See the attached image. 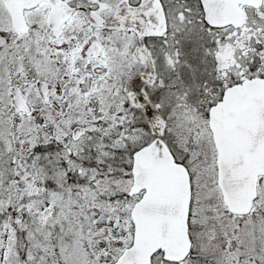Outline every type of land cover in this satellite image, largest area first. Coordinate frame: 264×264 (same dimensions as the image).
<instances>
[{
	"label": "snow or ice",
	"instance_id": "6c2138e0",
	"mask_svg": "<svg viewBox=\"0 0 264 264\" xmlns=\"http://www.w3.org/2000/svg\"><path fill=\"white\" fill-rule=\"evenodd\" d=\"M0 264H264V0H0Z\"/></svg>",
	"mask_w": 264,
	"mask_h": 264
}]
</instances>
